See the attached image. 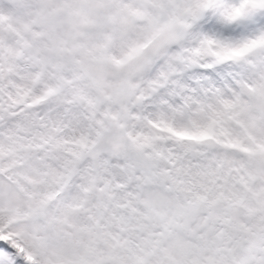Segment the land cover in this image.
I'll return each instance as SVG.
<instances>
[{"label": "snow or ice", "instance_id": "1", "mask_svg": "<svg viewBox=\"0 0 264 264\" xmlns=\"http://www.w3.org/2000/svg\"><path fill=\"white\" fill-rule=\"evenodd\" d=\"M0 264H264V0H0Z\"/></svg>", "mask_w": 264, "mask_h": 264}]
</instances>
